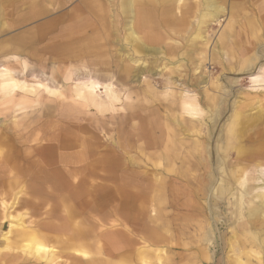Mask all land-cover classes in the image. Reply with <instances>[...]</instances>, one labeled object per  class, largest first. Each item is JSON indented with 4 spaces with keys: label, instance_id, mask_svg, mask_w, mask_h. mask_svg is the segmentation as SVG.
I'll return each mask as SVG.
<instances>
[{
    "label": "bare ground",
    "instance_id": "obj_1",
    "mask_svg": "<svg viewBox=\"0 0 264 264\" xmlns=\"http://www.w3.org/2000/svg\"><path fill=\"white\" fill-rule=\"evenodd\" d=\"M1 1L5 4L9 0ZM10 1L12 3V0ZM172 1L174 5L171 7L169 2ZM191 1V5H185V3L181 4V0H118L119 9L124 16L120 20L119 18L122 16L116 17L112 10L109 13L108 5H106L108 0H85V8H78L72 14H67V16L66 14H61V19L52 18L46 21L40 26L37 35L33 34L32 28L25 30L20 35V46L27 48L36 41L48 40L51 51V57H49L52 58V62L59 60L68 62L81 61L86 57L103 53L105 51L103 49L118 40L115 38L118 37L119 29L123 28L126 32V40L144 52L152 55H164L163 59H167L169 56H181L183 58L191 56L193 58L192 53L194 54L197 51L194 48L197 45L195 41L201 38L203 44L209 47L210 59L221 58L220 63H224V58L228 56L226 47L236 46L239 35L235 36L231 32L225 31L221 33L219 39L210 44L209 39H204L202 35V33H205L202 30V25L196 21L192 22L189 17L194 16V19H196L202 13L203 16L209 17L208 24L205 26V29H207L210 23L223 15L225 11L223 3L229 0H222L224 1L223 3H220V0ZM234 3L235 0L230 1V8L233 7ZM28 11L22 15L21 21L23 22L19 23L20 25L42 17L51 10L41 7L40 9L30 8ZM123 19L125 23H122L121 27L120 23ZM194 29L196 34L191 39L192 50L188 53L181 52V43L184 46V41L189 42L187 38L183 37L182 33ZM158 30L165 31L166 39H158L157 34H155ZM50 31L53 32L48 33ZM181 39H183V42ZM159 44L160 46H158ZM170 47L173 49L178 48V50L168 51ZM181 59L178 58L176 62ZM130 60L138 63V60L133 58H130ZM25 64L27 65V61H25ZM163 65L161 70L167 67V64ZM248 66H251V64ZM115 67L117 68L116 74L118 73L116 76H131L129 66L121 67L116 65ZM157 68H159L158 64L149 67L148 70L153 73ZM198 69V65L193 67L194 72ZM103 70L104 68L100 67L93 73L92 71L80 72L77 69L76 76L90 77L87 81L79 83L75 90L69 92L70 95H68L65 92L57 91V88L43 81L29 80L30 77L28 80L24 78L22 80L15 76L16 73L13 69L0 66V86H3L2 88L10 86L13 94L15 92L20 94L21 91H25L22 97L24 99H32L35 102L41 99L48 100L50 97L55 96L57 99H61L62 102L72 99L73 102L80 104L88 112H90L92 107L101 112H106L109 109L115 111L118 102L122 100V90L120 91L111 83H101L98 79L91 77L112 76L99 72ZM194 75L191 80L193 83L200 84L207 81L204 79L200 81L199 78H196L199 75ZM67 76L72 75L68 73ZM251 79L255 83L264 81L261 75ZM156 81L152 80L147 84L146 98L148 99L146 102L150 103V106L147 109L144 107L145 113L151 116L150 125L153 126L139 127V132L136 136L139 139H144L146 147L153 149L166 161L168 172L193 176L195 199H191V201L195 202V206L191 204L189 197L184 192V213L182 215H179V213L171 215V220L174 222L184 218V225L189 235L194 238L197 237V234L201 235L202 239L205 237L209 247H207V250L205 248L202 249L203 243H200L199 247L198 241L197 243L194 241L193 244L187 243L186 250L188 254H186V260L188 264H195L197 261H202L203 264H264V109L257 108L259 113L255 115L246 113L249 103L253 102L249 100V103L243 106H234L231 115L229 114V122L219 130V117L222 116L226 107H229L227 103L230 100L228 99L229 93L225 92V87H223L221 82L219 83L217 80L210 82L209 88L213 87V90L219 89L217 94L215 92L210 93L208 87H204L203 98L195 90L186 89L184 88L185 86L180 87L174 77ZM156 83H160L165 89L164 95L170 94L173 99L160 100L157 95L159 90L155 87ZM174 86L177 87V90ZM220 90L224 91V93H220ZM102 92H104V95H101ZM45 93L49 95L46 96ZM63 96H66V98ZM126 96L130 98L128 94ZM150 108H153V110ZM161 115L165 118L163 122L160 121ZM69 122L71 124L60 128L62 136L59 144H46L48 148L43 151V159L46 163L44 167L50 168L55 163V160L60 163L71 161L72 164L81 161L83 163L80 169L82 173L88 171V174L94 175V168L90 167L87 160L94 154L95 141L93 138H79V134L81 132H89V128L83 122L76 123L73 120ZM216 131H219V134L214 142L215 144H212L211 140H213V134ZM71 132L72 134L69 135ZM254 133L257 134V137L252 139ZM248 141H251L253 145L249 146L247 144ZM116 154H113V156ZM97 159L99 160L98 167H101L102 162L106 164L102 157ZM177 161L181 164L180 173L177 172ZM39 168L40 170L48 169H43L41 164ZM89 169L92 170L90 173ZM132 172L127 176L119 174L112 176L123 180L121 184L119 183V186L107 188L102 185H93L91 189L86 186L87 182H93V180H89L88 174H84L86 178L75 184L71 183L69 186L68 183L65 185L66 178L57 172L56 176L59 180H62V186L67 189V195L72 198V203L67 202L65 204L68 206L69 216L78 213L77 208L73 207V202L78 208H81L83 214H91L93 210L103 212L102 205L104 200L106 201L112 197L120 200L117 211L120 209L121 212H124L123 215L126 214L128 217L129 215L132 216L133 210L147 209L148 207L143 202L147 198L150 199L151 203L153 202L154 190L148 183V185L144 186L141 177ZM174 176H172V179H174ZM46 178L53 180L55 176H45L42 182H46ZM186 188H190V185ZM112 189L116 196H108ZM32 192L38 194L43 192V190L41 186H34ZM169 192L173 196L170 199L172 200L170 205L173 206L176 199H179L177 193L180 194V192L174 186L169 188ZM143 193L149 194V196L144 197ZM142 197L144 198L141 201L140 198ZM139 200L141 201L140 204L138 203ZM122 203L124 206H121ZM11 206L12 204L9 205V207ZM154 212L155 209L153 204H151L148 216L150 219H154ZM143 215L145 214L143 213ZM11 216L7 217L10 220L9 229L5 232L1 231L4 241H8L9 234L13 232L15 223L13 224ZM65 216L66 219L68 214ZM138 216L136 217L138 218ZM59 218L58 220L60 221ZM23 220L22 216L18 219V226H15L19 227L20 236L25 237L24 239H29V241H26L27 244L21 247L27 254L36 258L35 264L43 263L41 261L42 258L45 260L44 264H65L67 259L66 261L61 260L60 252L54 246H50L42 240L40 241L36 231L27 227L28 225L24 226ZM91 220L96 222H94L96 226L98 219ZM115 222L110 224L108 230L100 233L103 237L98 236L96 229L91 227L92 223L83 225L82 220L79 224L82 226H77L76 228H72V226L65 223V225L53 223L51 229L55 232L68 233L71 235L70 238L77 239L76 241L81 240L75 244L78 248H74L73 253L69 255L72 258L70 264H117L112 261V258L117 255V251L129 249L133 238L128 225L125 233L112 229L117 227ZM190 223L202 225L203 227L192 233L189 228ZM219 226H226L227 230L225 232L219 231L220 233L216 235L218 232L215 231H218ZM229 229H231L232 234L228 237ZM168 234L171 235L169 232ZM86 239H93V244H86L84 242ZM215 247L218 248L215 250ZM3 248L5 249L3 252H5L12 249V246L7 244ZM193 248L198 250L201 248L200 253L203 259L197 255L196 251H193ZM219 252L227 254L226 259L215 263L213 257L215 258V255ZM104 254L106 256H103ZM12 261L10 264H15ZM4 264H7V261Z\"/></svg>",
    "mask_w": 264,
    "mask_h": 264
},
{
    "label": "rangeland",
    "instance_id": "obj_2",
    "mask_svg": "<svg viewBox=\"0 0 264 264\" xmlns=\"http://www.w3.org/2000/svg\"><path fill=\"white\" fill-rule=\"evenodd\" d=\"M9 1L4 4L0 0V66L13 69L16 73L15 76H18L22 80L23 78L28 80L30 77L29 80L36 79L43 81L57 88V91L65 92L68 95H70L69 92L75 90L79 83L87 81L90 77L76 76L77 69L80 72L92 71L94 73L100 67H103L104 70L99 72L112 76L91 77L98 79L101 83H111L120 91L122 90V100L118 102L115 111L109 109L106 112H101L92 107L90 112H88L83 106L73 102L72 99L62 102L61 99L53 96L48 100L41 99L35 102L32 99L29 100L22 97L25 91H21L20 94H16V92L13 94L10 86H5L6 88L0 86V264H4L6 261L7 264H10L12 259V262L15 264H35L36 262L35 257L27 254L22 249L27 244L26 241H29V239H24L25 237L20 236L18 231V218H21L22 215H24V226L28 225L27 227L33 228L38 234L40 241L42 240L46 244L56 246L57 251L59 250L62 256L61 260L66 261L67 259L65 264L72 262V258L69 255L73 253V245L81 240L76 241L77 239L67 238L64 235L66 233H57L51 229V225L59 221L57 217L60 214H64V205L67 202L72 203V198L67 195V189L62 186L63 182L56 176L57 172L55 171H58L60 168L68 171L69 181L74 184L86 178L84 174H88V171L82 173L79 169L83 165L82 163L59 164L56 162L50 168L46 167L48 168L47 170L41 171L38 168L41 164L42 168L46 169L44 167L46 163L43 159V150L44 148H48L46 146L53 142L56 145L61 142L62 133L60 132V128L71 124L70 120L76 123L83 122L89 128V132H81L79 138H93L96 144L93 150L94 154L87 160L95 172L94 175L88 174L89 180H93V182H87L86 186L88 188L91 189L93 185H102L107 188L119 186L123 180L112 176L115 174L127 176L134 170L133 174H138L143 183H148L154 190L153 202L151 203L150 199L147 198L143 203L148 207L146 209L148 216L150 214V205L153 204L155 216H153L154 219H150L148 216L145 219L148 222L153 221L151 224L155 228H158L163 236L161 239L155 238L156 236L151 237L149 245L145 243L144 234L136 231L137 236L135 241H132L131 248L117 251V255L112 258V261L117 264H140L141 260L144 259L148 264H188L186 260V254H188L186 250L187 243L193 244L194 241L196 243L198 241V245L203 243L202 249L205 248V250L208 249L209 245L207 240L205 241V237L202 239L201 235L198 234L196 238L189 235L184 225V218L172 222L171 215H177L178 213L182 215L184 213V192L190 201L191 199H195L193 191L195 189L194 179L192 175H182L180 173L181 164L179 161L176 162V168L177 172L181 175L168 172L166 161L153 149L146 147L144 139H139L136 136L139 132V127L153 126L150 125L151 116L145 113V108L147 109L150 106V103L146 102L148 99L146 98L147 84L152 80L159 81L174 77V80H176V83L180 87L185 86L184 88L186 89L195 90V92L204 98V87H208L210 93L215 92L217 94L219 89L213 90V87L209 88V85L211 81L217 80L219 83L221 82L223 87H225V92L229 93L228 99L230 100L227 103L229 107H226L222 116L219 117V130L229 122V117L234 106H243L249 103V101H253L246 108V113L258 114L257 108L264 109V81L255 83L251 78L257 75H261L264 78V0H235L232 8H230L231 0L228 2L220 0V3L224 2L225 11L216 21L210 23L207 29H205V26L208 24L209 17L203 16V13L197 16L196 19H194V16L189 17V20L192 22L196 21L202 25V30L205 31L202 35L204 39H209L210 44L219 39L221 33L225 31L231 32L235 36L239 35L236 46L226 47L228 56L224 58V63H220L221 58L210 59L209 47L203 44L201 38L195 41L197 45L194 48L197 51L194 54L192 53L193 58L191 56L185 58L181 56H169L167 59H163L164 55H152L151 53L144 52L126 40V32L123 28L119 29L118 37L115 38L118 40L103 49L105 51L100 55L89 56L75 62L60 60L52 62L48 40L36 41L31 46L24 48L20 46V35L28 28H32L33 34L37 35L40 26L46 21L52 18L61 19V14H66L67 16V14H72L78 8H85V0H12V3ZM181 1V4H192L191 0ZM118 3V0H108L106 5H108L109 13L112 10V13H115L116 17L122 16L119 18L121 20L124 16L119 9ZM169 3H171V7L174 5L173 1ZM41 7L50 9L51 11L42 17L21 25L19 24L23 22L21 21L22 15L29 12L30 8L40 9ZM122 23H125L124 19L120 23L121 27ZM156 32L155 34H157L158 39H166L164 30ZM195 32L196 30L194 29L182 33L183 37L187 38L189 42L184 41V46L181 43V52L188 53L192 50L191 39L196 34ZM173 36L176 37L175 35ZM258 39L259 41H257ZM181 40L183 42V39ZM171 50H178V48H168V51ZM40 56L42 57L40 58ZM130 58L138 60V63L131 61ZM178 58H182L181 60L183 61L179 60V62H176ZM42 59H46L47 61ZM25 61H27V65ZM192 61H194L193 64ZM157 64L159 68L150 73L149 67ZM163 64H167V67L161 70L164 66ZM249 64L251 66H248ZM116 65H120L121 67L129 66L131 76H116L118 74H116ZM197 65L199 69L194 72L193 67H197ZM117 67L119 68V66ZM68 73L72 76H67ZM194 74L199 75L196 78H199L200 81L202 79L207 81L200 84L193 83L191 80L195 76ZM155 87L159 90L157 95L158 98L160 97V100L173 99L170 94L164 95L165 89L160 83H156ZM174 88L177 90L176 86ZM219 92L224 93L221 90ZM102 93L101 95H104V92ZM127 94L130 95V98L126 96ZM48 95L46 94V96ZM63 97L66 98V96ZM150 109L153 110V108ZM160 121H165L163 115H161ZM71 134L72 132L69 135ZM218 134L219 131L213 134L212 144H215L214 142ZM255 137H257V134L254 133L252 139ZM247 144L249 146L253 145L251 141H248ZM115 153H117V156H113ZM98 157H102L106 164L102 162L101 167H98ZM91 171L89 169V173ZM49 175L55 176V179L46 178V182H42V179ZM172 176H174V179H172ZM189 185L190 188H186ZM34 186H41L43 193L37 194L32 192ZM172 186L180 192V194L177 193L179 199H176L173 206L170 205V201H172L170 199L173 196L169 192V188ZM111 194L109 192L108 196ZM143 195L144 197L149 196L146 193H143ZM144 197L140 198V200ZM140 200L139 204L142 201ZM119 202L118 198H108L105 201L104 209L117 208ZM11 204L12 206L9 207ZM191 204L195 206V202L191 201ZM121 206H124V204L122 203ZM73 207L79 209L75 202H73ZM7 213L12 215L13 224H15L13 232L9 234V240L4 241L1 231L5 232L9 229L10 224V220L6 218ZM56 213L58 216L54 215ZM15 217L17 218L15 219ZM99 217L95 212L89 216L90 220H94L95 218L100 219V222L96 226L94 225L95 221L91 220V227L96 229L98 236L103 237L100 233L108 230L113 215L107 212L106 216ZM81 218L82 216H78L77 219ZM135 218L137 217L133 219L139 222L138 218ZM83 219L88 220L84 216ZM202 227V225L195 223L189 224L192 233ZM226 230V226H219L218 231L216 230L215 232H218L216 233L218 235L220 232H225ZM231 234L232 231L229 229L227 233L228 237ZM84 242L92 245L93 239H87ZM7 244L11 245L12 249L3 252L5 250L3 247ZM217 248L215 247L214 249L216 250ZM159 249H162L161 253ZM193 251H196L197 255L203 259L200 253L201 248L199 250L193 248ZM202 251L205 252L204 250ZM103 256H106V254ZM226 256L227 254L219 252L215 255V258L213 257V260L216 263L226 259ZM43 260L44 258L41 259L43 263L39 262L36 264H44L45 260ZM195 264L203 263L202 261H197Z\"/></svg>",
    "mask_w": 264,
    "mask_h": 264
},
{
    "label": "crops",
    "instance_id": "obj_3",
    "mask_svg": "<svg viewBox=\"0 0 264 264\" xmlns=\"http://www.w3.org/2000/svg\"><path fill=\"white\" fill-rule=\"evenodd\" d=\"M54 143V142H53ZM54 145H56L55 143H54ZM47 147V146H46ZM45 149H47V148H44V150ZM43 150V151H44ZM77 161V160H76ZM56 162H58L57 160H55V163ZM59 164H61L60 162H58ZM77 163H82L81 161H78ZM63 164H72L71 163V161L70 162H67V163H63ZM74 164V163H73ZM83 164V163H82ZM53 165V164H52ZM39 168V167H38ZM37 168V169H38ZM82 167L80 166V168L79 169H81ZM36 169V170H37ZM40 169V168H39ZM42 171V170H41ZM55 172H59V173H61V175L63 176V177H65L66 179H65V185H67V183L69 184V186H70V184L72 183L71 181H69L70 179H69V172L68 171H66L65 169H62V168H60V169H58V171H55ZM132 173H134V172H132ZM73 184V183H72ZM144 186L146 185V184H143ZM148 185V184H147ZM43 190V189H42ZM114 196H116V194H115V192H114V190L112 189V191H110ZM41 193H43V192H41ZM41 193H38V194H41ZM111 194V195H112ZM145 194V193H144ZM60 199V198H59ZM110 199V198H109ZM104 200V199H103ZM102 200V201H103ZM104 204H105V200H104ZM104 204L102 205V209H103V212H101V211H97V210H93V211H91V214L93 213V212H95L97 215H99L100 217H104V216H106L107 215V212L109 213V214H111V215H113V218L111 219V221H110V224H112L114 221H116L115 222V224L117 225V227H115V228H112V229H117V232H119V231H121L122 233H125L126 231V227H127V225L130 227V232L132 233V241L134 242L135 241V239H136V236H137V233H136V231H139V232H141V233H143L144 235V239L146 240V242L145 243H147V244H149L150 245V243H149V240H150V238L151 237H155V238H159V239H161V236H162V234H161V232H160V230L158 229V228H155L154 227V225H152L151 223L152 222H148L145 218L148 216V214H147V210L146 209H137V210H135V212H134V210H133V212L131 213L132 214V216H130L129 215V217L126 215V214H124L123 215V213L124 212H121L120 211V209H118V211H117V208L116 207H112V208H110L109 210H105L104 209ZM116 209V210H115ZM64 214H60L58 217H57V220H58V218L60 219V221L59 222H54V223H57V224H60V225H69V226H72V228H76L77 226H82V225H79L80 224V222H81V220H82V224L84 225V224H91L92 223V221L90 220V218H89V216L91 215V214H87V213H85V214H83V212L81 211V208H79V209H77V214H75V215H70L69 216V212L67 211L68 210V206L67 205H64ZM67 212V213H66ZM137 212H139V213H137ZM143 213L145 214V215H143ZM57 214V213H56ZM68 214V217L65 219V215H67ZM83 214V215H82ZM140 216H138V215ZM9 215V213H7L6 214V218L7 217H9L8 216ZM55 215V214H54ZM126 215V216H125ZM135 215V216H134ZM142 215V216H141ZM23 217H24V215H22ZM78 216H82V218L81 219H77L78 218ZM83 216L85 217V218H87L88 220H86V219H83ZM136 216H138V220H139V222H136L133 218L134 217H136ZM99 217V218H100ZM122 217V218H121ZM143 217V218H142ZM63 218V219H62ZM8 219V218H7ZM19 219V218H18ZM95 219H97V218H95ZM100 220V219H99ZM98 220V222H100ZM129 220V221H128ZM66 222H69V223H66ZM97 222V223H98ZM65 223V224H64ZM78 223V224H77ZM129 223V224H128ZM132 223H134V224H132ZM109 227H110V225H109ZM136 228V229H135ZM57 233H64V232H57ZM66 237H71V235L70 234H68V233H66V234H64ZM142 239H143V237H141ZM87 240V239H86ZM132 242V243H133ZM132 243H131V245H132ZM76 244V243H75ZM73 245V249L76 247V245ZM48 245H50V244H48ZM131 245H130V248H131ZM146 245V244H145ZM148 245V246H149ZM50 246H54V245H50ZM55 248H56V246H54ZM76 248H78V247H76ZM129 248V249H130ZM57 249V248H56ZM160 250V253L162 252V249H159ZM158 250V251H159ZM59 251V250H58ZM143 259V258H142ZM148 264L144 259L143 260H141V262H140V264Z\"/></svg>",
    "mask_w": 264,
    "mask_h": 264
}]
</instances>
